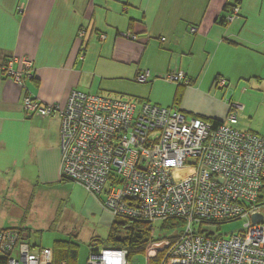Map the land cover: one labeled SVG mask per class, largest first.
<instances>
[{
  "label": "crops",
  "instance_id": "crops-1",
  "mask_svg": "<svg viewBox=\"0 0 264 264\" xmlns=\"http://www.w3.org/2000/svg\"><path fill=\"white\" fill-rule=\"evenodd\" d=\"M233 4L239 17L222 23ZM263 28L264 0H0V62L32 59L22 86L0 75V229L25 228L39 186L69 188L60 172V115L27 116L25 96L62 107L77 89L208 122L226 118L227 97L243 106L238 126L264 137ZM174 68L187 83L166 79ZM220 78L225 88L216 87ZM83 191L82 214L98 212L110 224L102 198Z\"/></svg>",
  "mask_w": 264,
  "mask_h": 264
},
{
  "label": "built area",
  "instance_id": "built-area-1",
  "mask_svg": "<svg viewBox=\"0 0 264 264\" xmlns=\"http://www.w3.org/2000/svg\"><path fill=\"white\" fill-rule=\"evenodd\" d=\"M238 17L233 4L224 20ZM31 68V58L14 56L0 62V75L22 86ZM166 79L187 83L178 68ZM215 85L222 89L226 83L220 78ZM226 101L227 116L215 127L203 119H187L170 106L77 89L62 107L29 96L23 107L27 116L60 115L61 175L102 197L112 217L152 225L175 217L183 221L160 264H264V137L239 129L243 106ZM255 215L261 219L254 221ZM237 219L244 223L236 233L211 231V226ZM126 255L124 248H102L91 252L86 264H129ZM53 262L52 248L32 246L17 228L0 229V264Z\"/></svg>",
  "mask_w": 264,
  "mask_h": 264
},
{
  "label": "rangeland",
  "instance_id": "rangeland-1",
  "mask_svg": "<svg viewBox=\"0 0 264 264\" xmlns=\"http://www.w3.org/2000/svg\"><path fill=\"white\" fill-rule=\"evenodd\" d=\"M258 118H254L252 123L259 122ZM242 120L246 121V119ZM237 127L241 130L245 128L242 125ZM65 183L69 184L68 189L66 187H38L34 192L35 198H31V201L28 202L32 205L31 208L24 211L22 227L30 231L27 241L34 247L52 248L56 240H72L78 245V256L75 264H86L90 254L89 245L92 240L100 242L96 247L97 250L110 248L106 244L110 224L101 222L98 212L84 216L80 210L82 197L79 196L80 193L84 192L83 189L71 180L65 179ZM68 194L69 197H67ZM7 213L9 212L7 211ZM1 223L0 218V225ZM243 223V219L224 222L218 228L211 226V231L220 236H228L241 230ZM159 224L160 221L153 223L154 236L161 233L167 236L173 234L171 230L160 232L158 230ZM18 227L20 226L16 224L15 228ZM146 261V254H140L134 256L129 262L130 264H146Z\"/></svg>",
  "mask_w": 264,
  "mask_h": 264
},
{
  "label": "trees",
  "instance_id": "trees-1",
  "mask_svg": "<svg viewBox=\"0 0 264 264\" xmlns=\"http://www.w3.org/2000/svg\"><path fill=\"white\" fill-rule=\"evenodd\" d=\"M224 18L221 21L226 24ZM219 123H221L219 120L211 121L212 127L217 126ZM61 178L62 180L67 179L62 175ZM182 226L183 221L180 218L175 217L162 220L158 226V230L160 232L171 230L173 234L167 236L161 233L154 236L153 225L149 222L115 216L109 225L106 244L109 247L126 249L128 262L134 256L146 254V264H160L165 252L177 239ZM18 230L25 239L29 238V230L26 228H19ZM99 243L98 240H92L89 245L90 252H96V247ZM52 252L54 264H62V262L65 264H75L78 256V245L69 239L56 240L53 243Z\"/></svg>",
  "mask_w": 264,
  "mask_h": 264
},
{
  "label": "water",
  "instance_id": "water-1",
  "mask_svg": "<svg viewBox=\"0 0 264 264\" xmlns=\"http://www.w3.org/2000/svg\"><path fill=\"white\" fill-rule=\"evenodd\" d=\"M260 219H261V216L260 215L253 216V220L254 221H259Z\"/></svg>",
  "mask_w": 264,
  "mask_h": 264
},
{
  "label": "clouds",
  "instance_id": "clouds-1",
  "mask_svg": "<svg viewBox=\"0 0 264 264\" xmlns=\"http://www.w3.org/2000/svg\"><path fill=\"white\" fill-rule=\"evenodd\" d=\"M227 24V23H226ZM91 253V252H90Z\"/></svg>",
  "mask_w": 264,
  "mask_h": 264
}]
</instances>
